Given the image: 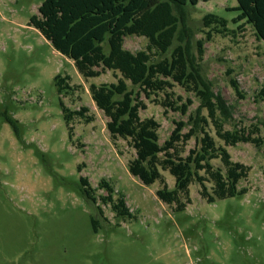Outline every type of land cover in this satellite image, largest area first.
<instances>
[{
    "label": "rangeland",
    "instance_id": "obj_1",
    "mask_svg": "<svg viewBox=\"0 0 264 264\" xmlns=\"http://www.w3.org/2000/svg\"><path fill=\"white\" fill-rule=\"evenodd\" d=\"M43 1L0 0V264H264V148L251 142L225 145L211 123L206 130L217 145L250 167L239 182L247 192L209 203L194 181L191 202L174 210L175 204L156 195L159 180L145 185L130 173L135 149L127 139H111L108 117L92 99L90 84L116 81L113 71L85 78L30 25ZM236 5L237 0H200L186 8L185 22L194 34L191 51L198 55V40L204 41L202 75L231 107L224 128L253 132L264 140V40L251 24L234 22L238 11L230 9ZM209 13L225 18L227 26H205ZM148 44L139 35L124 41L133 52ZM57 75L69 76L70 88L62 93ZM169 91L173 99L193 100L186 115L166 110L162 103L171 97L164 92L142 96L147 108L140 115L160 123L161 144L174 122L188 121L201 104L178 83ZM61 100L70 110L88 107L86 115L93 117L87 122L74 116L72 137ZM4 113L18 120L19 134ZM201 114L208 115L207 109ZM194 147H199L195 137L180 146L182 155ZM212 163L223 167L220 158ZM161 171L174 188L175 177ZM82 176L88 178L95 203L80 191ZM102 180L114 187V199L121 192L126 196L132 218L118 217L103 200L108 192L100 186ZM206 185L212 191L210 180ZM93 216L99 219L98 231Z\"/></svg>",
    "mask_w": 264,
    "mask_h": 264
},
{
    "label": "trees",
    "instance_id": "obj_2",
    "mask_svg": "<svg viewBox=\"0 0 264 264\" xmlns=\"http://www.w3.org/2000/svg\"><path fill=\"white\" fill-rule=\"evenodd\" d=\"M199 1L44 0L30 20V25L57 51L71 59L85 78L113 71L116 81L90 84L92 99L108 117L107 129L111 139H127L135 149L136 156L128 164L130 173L145 185L159 180L156 195L167 204H175L174 210H184L191 202L190 185L194 181L200 184V194L209 203L247 192L246 188H239V182L248 175L250 167L234 161L226 146L217 145L206 130L211 123L225 145L251 142L264 148V140L254 136L253 132L224 128V123L232 116L231 107L214 93L210 81L203 77L199 59L204 54V41L198 40L199 54L194 55L191 51L194 34L185 22L186 8ZM230 10L238 11L233 19L235 23L251 24L258 38L264 40V0H237V5ZM203 20L205 26H227V20L215 14H206ZM131 35L146 37L149 40L147 48L136 52L127 49L125 37ZM175 41L178 44L171 50ZM156 54L162 58H156ZM68 80L69 76L55 77L59 93L70 88ZM174 83L194 92L201 104L188 121H175L169 138L161 144L160 123L153 117L142 118L140 115V111L147 108L142 96L151 98L155 93L164 92L171 97L169 89ZM232 84L238 91V83L233 80ZM260 96L264 99V87ZM166 100L162 103L166 110L171 108L182 115L188 113L193 103L191 98L184 101L181 96ZM61 106L70 137V123L74 116L87 122L93 120L92 116L86 115V106L70 110L63 100ZM203 108L207 109L208 115L201 114ZM4 116L19 134L18 120L7 113ZM187 126H190L189 130L184 131ZM193 137L198 139L199 147L191 148L183 156L180 146ZM217 158L223 167L212 163ZM161 170H167L175 177L174 188L169 187ZM203 170L205 175L200 173ZM207 180L213 183L212 191L206 185ZM100 186L108 192L103 200L111 203L118 217L134 216L122 192L114 199L111 184L102 180ZM80 191L90 202H96L87 177H81ZM92 224L98 231L99 219L93 216Z\"/></svg>",
    "mask_w": 264,
    "mask_h": 264
}]
</instances>
